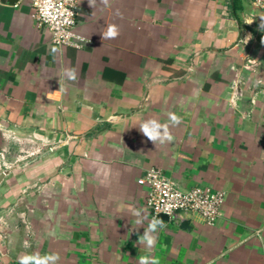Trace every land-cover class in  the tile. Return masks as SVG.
I'll return each mask as SVG.
<instances>
[{
    "label": "crops",
    "instance_id": "0c3cea01",
    "mask_svg": "<svg viewBox=\"0 0 264 264\" xmlns=\"http://www.w3.org/2000/svg\"><path fill=\"white\" fill-rule=\"evenodd\" d=\"M78 1L84 45L63 49L31 0H0V264L36 252L59 264H264V13L251 0ZM111 23L120 35L103 39ZM169 112L183 123L155 146L135 125ZM152 168L185 190L224 191L217 223L159 217L152 253L140 247L135 213L145 227L153 217L138 181Z\"/></svg>",
    "mask_w": 264,
    "mask_h": 264
},
{
    "label": "built area",
    "instance_id": "2783aa9c",
    "mask_svg": "<svg viewBox=\"0 0 264 264\" xmlns=\"http://www.w3.org/2000/svg\"><path fill=\"white\" fill-rule=\"evenodd\" d=\"M253 7L264 13V0H251ZM37 23L45 27L55 46L82 49L84 39L77 33L78 0H31ZM138 184L148 189L147 208L152 217L165 216L169 221L182 224L195 215L208 225H215L222 216L226 201L224 191L194 187H178L158 168L147 171ZM170 209L171 215L166 214Z\"/></svg>",
    "mask_w": 264,
    "mask_h": 264
},
{
    "label": "clouds",
    "instance_id": "9594fccd",
    "mask_svg": "<svg viewBox=\"0 0 264 264\" xmlns=\"http://www.w3.org/2000/svg\"><path fill=\"white\" fill-rule=\"evenodd\" d=\"M101 4L108 5L109 0H99ZM88 3L91 7L95 8L97 4V0H88ZM120 15V13H117ZM261 24L260 30L264 31V15H261ZM250 21L249 23H252ZM120 35V28L117 24L111 23L107 25L105 31L102 32L103 39H116ZM252 39L251 34L245 39L248 42ZM262 43H264V38H262ZM50 52L52 54H56L59 52V49L56 47L50 48ZM61 76L64 80L78 82V69L72 67H64L61 70ZM60 91H66L65 87H60ZM183 123V119L181 116L177 115L174 112L168 113V122L160 123L159 120L155 118H147L142 120L138 125L139 131L145 136L149 141H151L155 146L156 145H165L168 143H172L175 139L173 136L171 129L177 127ZM169 216L171 215L170 209L166 213ZM136 220L135 229H139L143 226L144 231L142 235L138 236L137 244L140 247L147 250L148 253H152V250L155 248L158 239V232L164 228H166V223L158 218V215L153 217L148 221L147 226H144V222L147 219L146 215L142 212L137 211L135 213ZM27 246V242H26ZM19 264H59L60 256L56 253H46L41 255L39 252L31 253V254H23L18 257ZM137 264H160V259L154 254H143L138 257Z\"/></svg>",
    "mask_w": 264,
    "mask_h": 264
},
{
    "label": "water",
    "instance_id": "95a60500",
    "mask_svg": "<svg viewBox=\"0 0 264 264\" xmlns=\"http://www.w3.org/2000/svg\"><path fill=\"white\" fill-rule=\"evenodd\" d=\"M6 1H8L9 3H11V4H16L19 0H6ZM162 219H165V220H168V218L167 217H165V216H162L161 217ZM188 226V222H185V223H183V227L184 228H186Z\"/></svg>",
    "mask_w": 264,
    "mask_h": 264
},
{
    "label": "rangeland",
    "instance_id": "374dc122",
    "mask_svg": "<svg viewBox=\"0 0 264 264\" xmlns=\"http://www.w3.org/2000/svg\"><path fill=\"white\" fill-rule=\"evenodd\" d=\"M23 163H25V162H19L18 164H16V165H22ZM1 210V209H0ZM2 210H4V209H2ZM2 214H5L4 212H2Z\"/></svg>",
    "mask_w": 264,
    "mask_h": 264
}]
</instances>
